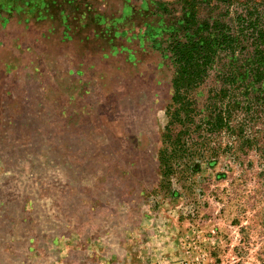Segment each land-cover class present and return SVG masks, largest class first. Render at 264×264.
Wrapping results in <instances>:
<instances>
[{
    "label": "rangeland",
    "instance_id": "obj_1",
    "mask_svg": "<svg viewBox=\"0 0 264 264\" xmlns=\"http://www.w3.org/2000/svg\"><path fill=\"white\" fill-rule=\"evenodd\" d=\"M245 1L264 12L197 0V17L233 24ZM185 12L0 0V264H264L262 118L161 176L166 43ZM216 85L195 90L197 108Z\"/></svg>",
    "mask_w": 264,
    "mask_h": 264
},
{
    "label": "trees",
    "instance_id": "obj_2",
    "mask_svg": "<svg viewBox=\"0 0 264 264\" xmlns=\"http://www.w3.org/2000/svg\"><path fill=\"white\" fill-rule=\"evenodd\" d=\"M178 1L186 12L167 37L174 70L158 149L166 179L176 166L190 167L195 155L202 157L211 138L221 132L242 135L249 121L264 120L263 10L258 4L239 3L231 24L199 19L197 0ZM211 73L217 85L207 91L203 108H197L194 92Z\"/></svg>",
    "mask_w": 264,
    "mask_h": 264
}]
</instances>
